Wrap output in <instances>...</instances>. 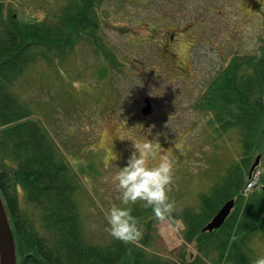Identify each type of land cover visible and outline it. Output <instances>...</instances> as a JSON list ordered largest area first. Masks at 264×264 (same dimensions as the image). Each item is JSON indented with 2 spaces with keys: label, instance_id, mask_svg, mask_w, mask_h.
Instances as JSON below:
<instances>
[{
  "label": "rangeland",
  "instance_id": "374dc122",
  "mask_svg": "<svg viewBox=\"0 0 264 264\" xmlns=\"http://www.w3.org/2000/svg\"><path fill=\"white\" fill-rule=\"evenodd\" d=\"M4 1L16 8L13 15L47 17L50 24L63 6L79 5L77 0ZM97 1L102 16L97 32L129 65L109 64L104 51L79 39L63 56L34 62L15 88L30 99L33 116L70 162L86 236L97 243L109 241L108 208L113 203L130 206L141 236L149 244L157 241L149 246L136 240L138 245L186 264L184 258L200 251L193 243H182V210L198 205L197 192L208 191L243 148L236 130L216 129L213 113L199 108L200 97L233 54L257 53L264 44V0ZM145 106L150 109L143 111ZM147 136L156 137L160 152L175 161L169 191L174 208L163 218L142 201L123 204L113 179L134 150L132 140ZM259 163L262 171L263 156ZM165 226L176 235L173 243L163 233ZM255 241L249 251L252 262L264 255V238Z\"/></svg>",
  "mask_w": 264,
  "mask_h": 264
},
{
  "label": "trees",
  "instance_id": "16d2710c",
  "mask_svg": "<svg viewBox=\"0 0 264 264\" xmlns=\"http://www.w3.org/2000/svg\"><path fill=\"white\" fill-rule=\"evenodd\" d=\"M2 1L0 193L15 237L17 264H177L138 245L137 241L149 246L157 242L149 244L142 236L130 241L113 236L100 243L86 236L70 162L41 120L33 116L30 99L15 88L34 62L63 56L79 39H89L97 51H104L109 64L122 67L127 63L97 32L102 19L100 1L77 0V6L70 2L62 7L58 20L52 19L54 24L47 17L14 16L12 2L5 5ZM199 108L213 113L217 130H236L243 148L238 160L208 191L197 192L198 205L182 210L183 235L200 251L186 258L191 264H222L225 260L252 264L249 251L255 239L264 238V187L248 194L243 187L256 155L264 157V44L257 53L233 54L209 81ZM260 182L264 184V166ZM231 197L235 204L223 223L202 230Z\"/></svg>",
  "mask_w": 264,
  "mask_h": 264
},
{
  "label": "clouds",
  "instance_id": "9594fccd",
  "mask_svg": "<svg viewBox=\"0 0 264 264\" xmlns=\"http://www.w3.org/2000/svg\"><path fill=\"white\" fill-rule=\"evenodd\" d=\"M79 86L77 81H73ZM156 137L135 139L133 151L127 163L119 166L113 179L121 190L122 203L142 201L145 207L151 206L157 217L163 218L174 208V201L169 197L173 179L174 159L153 141ZM160 152L158 159L157 153ZM106 220L110 234L124 241L135 240L142 234L139 218L133 214L130 206L113 203L107 211ZM252 264H264V255L254 259Z\"/></svg>",
  "mask_w": 264,
  "mask_h": 264
},
{
  "label": "water",
  "instance_id": "95a60500",
  "mask_svg": "<svg viewBox=\"0 0 264 264\" xmlns=\"http://www.w3.org/2000/svg\"><path fill=\"white\" fill-rule=\"evenodd\" d=\"M15 16V14H14ZM149 106L143 107V111L149 110ZM260 154L252 163L248 175L250 176L255 165L259 163ZM235 204L234 197L227 199L218 211L202 227V230H213L219 227L231 212ZM0 264H17V250L14 233L9 221V217L0 193Z\"/></svg>",
  "mask_w": 264,
  "mask_h": 264
},
{
  "label": "bare ground",
  "instance_id": "6f19581e",
  "mask_svg": "<svg viewBox=\"0 0 264 264\" xmlns=\"http://www.w3.org/2000/svg\"><path fill=\"white\" fill-rule=\"evenodd\" d=\"M163 233L167 236V240L168 242H171L173 243L176 237L174 231H172L169 227L165 226L164 229H163Z\"/></svg>",
  "mask_w": 264,
  "mask_h": 264
},
{
  "label": "built area",
  "instance_id": "2783aa9c",
  "mask_svg": "<svg viewBox=\"0 0 264 264\" xmlns=\"http://www.w3.org/2000/svg\"><path fill=\"white\" fill-rule=\"evenodd\" d=\"M260 170H256L252 176V178L247 183V188L250 189L257 184L259 178Z\"/></svg>",
  "mask_w": 264,
  "mask_h": 264
},
{
  "label": "flooded vegetation",
  "instance_id": "af4514ba",
  "mask_svg": "<svg viewBox=\"0 0 264 264\" xmlns=\"http://www.w3.org/2000/svg\"><path fill=\"white\" fill-rule=\"evenodd\" d=\"M164 20H165V19H160V20H158V21H163V22H164ZM165 21H166V20H165ZM169 24H172V22L169 23ZM170 38H172L171 35H170ZM170 50H171V49H170ZM169 55L172 56V57H174V60H178L177 56H176L172 51H170ZM179 65H180V63H179Z\"/></svg>",
  "mask_w": 264,
  "mask_h": 264
}]
</instances>
